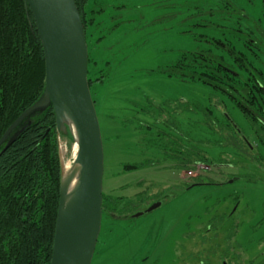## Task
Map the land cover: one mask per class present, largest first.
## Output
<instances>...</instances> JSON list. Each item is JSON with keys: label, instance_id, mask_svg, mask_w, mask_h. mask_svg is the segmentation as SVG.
Instances as JSON below:
<instances>
[{"label": "rangeland", "instance_id": "rangeland-1", "mask_svg": "<svg viewBox=\"0 0 264 264\" xmlns=\"http://www.w3.org/2000/svg\"><path fill=\"white\" fill-rule=\"evenodd\" d=\"M216 1L87 0L94 16L89 13L86 17H93L94 22L88 26L85 38L89 54L96 61V70H90L89 77L103 75L102 80L92 82L91 95L103 142L102 194L106 197L91 264H199V259L205 257V251L201 252L205 248L211 251L206 264H246L250 260L251 264H264V257L255 256L264 252V241L247 244L250 230L258 221L256 217L261 218L264 212V149L259 150L258 141L249 131L243 115L232 108L227 113L256 145L255 149L252 151L245 143H240L239 136H231L232 132L226 131L229 128L222 130L224 142L221 143L228 147L216 146L214 143L221 140L215 133L217 124L208 126L210 130L206 122L201 124L200 108L206 106L210 94L211 104L218 103L219 96L188 81L167 76L168 70L171 71L169 65L183 51L210 50L215 58H223V64L231 71L241 74L242 80L245 78L246 74L232 64L237 54L244 53L249 59L250 52L235 36L241 34L231 27L227 17L233 16L230 7L235 8L245 16L242 25H253L258 34H264V0H218V5ZM220 1L228 4L227 7L220 5ZM200 22L205 26H200ZM223 31L227 33L223 35ZM262 37L264 39V35ZM263 39L257 43L262 48L258 55L264 64ZM259 65V61L253 62L254 67ZM260 81L264 85V79ZM179 99L187 101L190 108L189 112L182 111L177 116L181 127L178 126L176 133L163 122L167 123L168 112L171 114L174 109L180 112L179 108H172ZM148 102L157 107L164 104L168 112L159 115L154 112L151 119L136 115L138 109H149ZM218 109L213 110L217 121L220 111L224 110L221 103ZM249 109L259 119L264 118L254 105ZM42 110L28 115L34 117ZM136 120L159 123L153 125L152 130L144 126L145 130L138 133L134 130ZM124 121L127 128L121 124ZM157 130L168 132L169 138L175 137L176 141L171 140L169 144L175 143L178 147L183 143L178 132H189L205 161L198 162L196 156L188 154L187 148L182 152L166 145L165 149L157 146L145 149L141 144L152 143L148 140L157 135L154 133ZM73 143V137L58 136L63 173L65 164L71 165L73 161ZM195 181L201 183L182 191L186 184ZM167 194L169 200L150 212L134 216L141 207L154 203L155 197L166 198ZM231 195H238L240 199L241 205L234 210V204L229 201ZM116 197L119 200L114 204L111 200ZM224 207L232 213L227 214L231 217L206 232L205 226ZM120 214L130 215L120 218ZM243 222L239 231L237 224ZM262 231L264 233V227ZM251 245L255 250L249 249Z\"/></svg>", "mask_w": 264, "mask_h": 264}, {"label": "trees", "instance_id": "trees-1", "mask_svg": "<svg viewBox=\"0 0 264 264\" xmlns=\"http://www.w3.org/2000/svg\"><path fill=\"white\" fill-rule=\"evenodd\" d=\"M75 2L86 36L88 26L91 27L94 22L93 17H86V14H91L92 9H88L87 0H75ZM216 3L218 5V0ZM219 4L223 5L225 3L220 1ZM227 5L225 4V7ZM230 9L233 16L227 17V20L231 22V27L236 28L241 34L235 36L241 40L243 48L250 52L249 59L244 53L242 55L237 54L234 59L235 63L232 64L236 66L237 70L241 69L246 74L245 78L242 80L240 78L241 74L231 71L223 64V58H215L216 55L211 53L210 50L203 52L201 50L183 51L181 56L169 65L171 71L168 70L167 76H171L177 81H188L193 83V86L196 85L195 87L210 90L213 96H219V102L211 104L210 94L207 97L208 103L204 104L206 106L200 108V113L203 115L201 124L206 122L207 129L211 124H217L215 133L221 136V140L217 144L213 142L216 146L228 147V144L222 145L221 143L224 142V135L222 134L224 131L222 130L229 128L230 130L226 131L232 132L231 136H239L241 138L238 139L240 143H245L247 148L252 151L255 149L256 145L249 141L240 125L227 113L229 108H232L243 115L242 118L250 127L249 131L251 130V133H254L255 136H253L258 141L260 150L261 147L264 149V118L259 119L256 117L249 107L254 105L259 114H263L264 117V85L260 81L264 79V72L262 71L264 70V64L258 55L262 48L257 43L258 41L261 42L260 39H263L264 34H258L253 25H242L243 19H245L243 12L236 11L235 8L231 7ZM199 25L205 26L201 22ZM249 26H252V28H249ZM225 32L223 31L222 34L224 35ZM99 38L100 36L97 37V40ZM255 61H259V64H261L259 67L262 66V69L253 66ZM95 67L96 61L88 51L87 77L90 91L93 81L98 82L103 79L102 74L96 75L94 79L89 77L90 70H96ZM44 80V54L30 10L26 8L24 0H0V137L26 108L40 99L44 91ZM183 101L185 100L179 99L176 100L175 104H172V108H179L180 112L176 111L178 109H174L170 114L165 110L164 104L157 107L148 102L147 107L149 109L141 108L135 113L138 116L141 114L151 119V114L154 112L155 115H159L163 111L168 112L167 123L164 121L163 124H168L171 131L175 129L177 133L178 126H180L177 116L180 113L182 114V111H188L189 107L187 101ZM220 103L223 105L224 110L220 111L219 121H217L213 117L215 114L213 110L219 111ZM180 106H185V108H180ZM154 119L156 120V117ZM155 120H152L151 124L136 120L134 121L136 128L135 126L133 128L138 133L145 130L144 126L152 130L153 125L156 126L159 123ZM121 124H123V127H128L125 121ZM16 132L15 138L6 145L9 138ZM154 133L157 135L148 140L153 141L152 143L147 144L146 141L145 144H141L145 149L150 150L155 146L165 149L164 146L166 145L168 148L174 146L182 152L184 148H187L189 150H185L188 154L190 152L192 156H196L198 162L205 161L203 152H200L201 149H197L196 145L192 143L193 140L189 132L188 134L184 131L181 132V130L178 132L180 141L183 142L179 147L175 146V143L173 145L169 144L171 140L173 142L176 139L175 137L169 138L170 134L168 132L157 130ZM59 135L66 136L69 139L72 138L68 127L65 133L57 131L53 108L48 105L42 111H37L34 117L32 115L25 116L0 145V264H50L59 204L60 181L63 174L58 148ZM164 140L168 142L163 143ZM229 146L232 147L231 144ZM190 148L196 149L191 152ZM169 154L172 156L171 153ZM262 157L264 159V156ZM173 159L178 160L175 156H173ZM248 179L246 178V180ZM199 183L201 181L186 184L182 191ZM179 192L175 193L173 197ZM155 199H161L164 203L170 197L167 194L166 198L165 196H159ZM105 200L106 197L103 196L102 210ZM118 200L117 197L112 198L111 202L116 204ZM239 200L238 195H231L229 201L234 204L233 209L239 206ZM212 208H210V211ZM218 213L220 214L205 226L206 232L211 231L214 226L216 227L217 224L231 217L227 214H232L228 213L227 207L219 210ZM129 215L120 214L119 217L129 218ZM256 218H258V221L253 224L254 228L250 230L251 227H249L251 235L247 239L248 245L261 242V237L264 236L262 217ZM243 224L245 222L237 224L239 231ZM237 233L235 232V234ZM249 249L255 250L253 245ZM203 251H205V257L199 259V264H206L211 253L208 248L202 249L201 252ZM258 256L261 257L260 254ZM251 262L252 260L246 264H251ZM237 264L242 263L237 262Z\"/></svg>", "mask_w": 264, "mask_h": 264}, {"label": "water", "instance_id": "water-1", "mask_svg": "<svg viewBox=\"0 0 264 264\" xmlns=\"http://www.w3.org/2000/svg\"><path fill=\"white\" fill-rule=\"evenodd\" d=\"M31 12L44 54L42 96L26 108L0 137V145L29 113L51 105L57 131L67 127L77 145V184L67 200L64 173L60 181L50 264H91L102 219L103 142L89 88L88 48L75 0H24ZM17 132L9 138L8 145ZM163 203L157 200L138 216Z\"/></svg>", "mask_w": 264, "mask_h": 264}, {"label": "bare ground", "instance_id": "bare-ground-1", "mask_svg": "<svg viewBox=\"0 0 264 264\" xmlns=\"http://www.w3.org/2000/svg\"><path fill=\"white\" fill-rule=\"evenodd\" d=\"M76 149H77V145L74 142L73 143V147H72V151L74 154V158H75V153H76ZM80 166L77 163H74V161H72L71 165L70 164H65V179H66V183H67V197L66 199L69 200L70 199V195L72 194V192L74 191L76 184H77V173L79 172Z\"/></svg>", "mask_w": 264, "mask_h": 264}, {"label": "flooded vegetation", "instance_id": "flooded-vegetation-1", "mask_svg": "<svg viewBox=\"0 0 264 264\" xmlns=\"http://www.w3.org/2000/svg\"><path fill=\"white\" fill-rule=\"evenodd\" d=\"M157 199H155L154 201H156ZM147 207H141V209H138V210H140V211H143L144 209H146ZM234 210V209H233ZM262 214V225H263V227H264V212H262L261 213ZM262 241L260 242V244L264 241V236H262ZM262 250H264V248L262 249ZM262 254V255H261ZM260 255H261V257H264V252L263 253H261V251H260ZM255 256H258V255H255Z\"/></svg>", "mask_w": 264, "mask_h": 264}]
</instances>
